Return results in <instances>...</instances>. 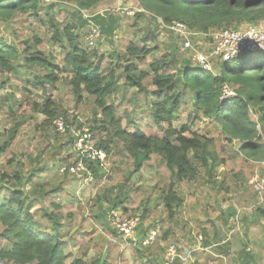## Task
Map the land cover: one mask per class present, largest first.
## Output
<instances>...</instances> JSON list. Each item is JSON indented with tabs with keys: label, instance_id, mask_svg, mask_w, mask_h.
Segmentation results:
<instances>
[{
	"label": "trees",
	"instance_id": "1",
	"mask_svg": "<svg viewBox=\"0 0 264 264\" xmlns=\"http://www.w3.org/2000/svg\"><path fill=\"white\" fill-rule=\"evenodd\" d=\"M103 1L0 0V19L12 20L19 13H31L40 25L39 32L32 36L34 42L27 39L23 47L0 36V65L11 70L17 77L23 78L25 89L29 92L32 87L35 91L42 90L46 93L47 85H55L65 77L72 89L76 105L83 101L84 93L94 97L96 107L102 115L101 119L96 120L97 125H92V130L98 135L97 146L104 149L108 156L123 150L133 160V169L125 181L119 184V192L115 196L103 192L102 197H97L92 206H89V215H85V210L79 207L65 215L61 210L63 205L58 200L52 202V210L44 207L40 212L32 211L35 202L42 199L37 189L44 195H72L87 179L86 173L78 175L61 170L59 177L62 178L52 184L35 183L33 179L38 176V171L29 176H24L19 171L14 175L2 173L0 260L6 264H100L103 255H99V252L93 258L88 257L90 249L93 248L90 244L92 238L101 227L109 229L114 236L119 234L107 219L111 208L107 207L105 214H99L97 202L105 198L111 207L120 206L125 213L129 212L128 200L132 190L127 185L130 176L143 173L153 157L159 159L166 172L159 174L150 192L144 193L148 198L141 200L140 235L157 228L155 223H149L147 228L142 230L143 222L150 216L149 211L153 212L157 205H162L166 218L161 217L157 223L163 229L168 221H176V226H181L177 234L180 237V245L173 242L172 239L177 236L175 231L169 228L163 231L164 241L172 240L169 244L178 245L183 252L192 251L194 247L189 248L190 244L187 245L190 243V236L184 232L189 222H195V229H198L197 232H200L202 238V251L199 255L193 250L187 260L177 258L168 264H197L198 261L206 263L208 259L202 260L203 254L204 257L211 256L215 260L220 258L219 255L229 256L230 242H227V237L221 236L214 218L203 219L200 214L187 217V213H183L193 202L198 205L202 203L203 198L211 191H220L221 188L229 190L226 179L219 178L223 173L219 170L220 167L232 164V160H239V157L244 160H264V51L245 50L232 60L218 59L219 70L214 72L193 62L187 57V51L181 53V38L176 35L173 41L167 44L168 52L147 64L148 56L159 50V46L153 44L157 34L149 31L144 32L138 40H130L124 51L111 52V58L117 61L112 60L104 65L106 55L86 42L89 22L82 15V10L93 11L97 6H101ZM139 2L144 8L143 11L161 17L165 23L176 20L186 24L190 30L197 33L192 36L193 39L197 36L207 37L209 32L225 28H240L264 22V0ZM59 3L75 9L76 14L73 12L71 22H60L56 17L54 6ZM143 11L136 17L142 16ZM110 16L114 15L96 17V21L102 24L103 33L114 32V25L111 24L113 18ZM45 39L60 45L63 51L60 61L54 53L46 54L38 48ZM121 76L124 77L122 84ZM146 79H150L153 88L149 87ZM226 84L231 86L236 94L224 99L222 94ZM123 86L126 89L135 88L145 97V102L144 105L139 103L137 110H126L124 116H121L117 106L110 103L109 99ZM13 103L19 106L22 104L17 100ZM145 107L154 124L162 128V135L146 133L137 125L131 126L137 111L144 110ZM33 108L46 116L41 125L51 124L55 120L58 134L68 131L60 132L56 120L62 115L68 129L71 124L70 110L60 107L51 94H48L43 102H33ZM9 109L13 112V106ZM185 112L189 113L188 121L176 127L174 121ZM124 118L127 120L125 125ZM204 121H207L204 123V131L192 128ZM211 122L215 123L219 137L207 127ZM19 124L4 133L6 139L0 143L1 153L6 152L16 139ZM63 147L64 145L60 146V151ZM228 150L231 151L230 154ZM57 160L62 162L67 160V157L60 156ZM84 161L92 176L98 177L103 166L87 158ZM227 174L235 177L233 171ZM27 184L30 185L34 198H30L26 191ZM46 186L51 188L46 189ZM80 211H84V215L77 221ZM187 212L190 213L188 210ZM254 213V222L264 220V208H257ZM92 233L94 234L91 236ZM103 239L108 243L110 252L111 241L107 237ZM225 243L227 245L223 246ZM69 244L78 247L75 255L66 252ZM132 246L135 247L137 263L145 264L146 259V262L157 264L156 255L159 254L155 243L146 246L135 243ZM160 256L164 257L162 254ZM71 257L73 259L68 263ZM229 262L257 264L254 263L252 253L245 250L240 252L237 261L230 258ZM123 263L130 264L126 258H123Z\"/></svg>",
	"mask_w": 264,
	"mask_h": 264
},
{
	"label": "rangeland",
	"instance_id": "2",
	"mask_svg": "<svg viewBox=\"0 0 264 264\" xmlns=\"http://www.w3.org/2000/svg\"><path fill=\"white\" fill-rule=\"evenodd\" d=\"M137 3H139L138 0ZM60 4L61 3L55 4L54 6L56 17L60 22H71L72 14L75 12V9L70 5L64 4L62 6ZM141 8L144 10L142 6ZM142 11H136L134 16H129L125 12L115 13L112 14L114 16H110L113 18V23L111 24L114 25V32L112 34L109 32L103 33V37L95 46L100 53L103 52L106 55L104 65L112 60L113 62L117 61L111 58V52L124 51L130 40H138L144 32H155L158 37L153 44L159 46V50L148 56L149 61L147 64L168 52L167 44L173 41V38H175L174 36H176L175 33L165 27V24H168L167 22L165 23L161 17H156L149 11H143L144 13L142 16H139V18L136 17L138 13ZM107 24L109 23L107 22ZM100 26L102 29V24H100ZM39 28L40 25L36 17L31 13H19L12 20L0 19V36L19 47H23L27 39H29L30 42H34L32 36L39 32ZM87 30H89V27ZM192 40L194 49L187 51V57H190L193 62H195L194 54L196 51H202L208 55L211 54L212 41H210L208 37L197 36L196 39L192 38ZM181 44L182 41L179 46H181ZM38 48L46 54L54 53L59 61L62 59L63 51L57 43L52 44L45 39L38 45ZM211 60L213 63V71H218L220 64L217 62L219 60L214 57H211ZM123 79L124 77L121 76V84L124 81ZM146 83L150 88H153V86L150 85V79H146ZM47 86L46 93L42 90L35 91L32 87H30L31 91L29 92L25 89L26 83L23 78L17 77L11 70L0 65V143L5 141L6 135H4V133H6L7 130L21 123L19 124L17 137L12 142L11 147L4 153L0 152V175L4 172L14 175V173L19 171L22 175L29 176L32 172L38 171V176H35L33 179L35 183H57L62 178L59 177L61 175V168L63 166H68L72 161L75 162L79 159L80 154H83V151L79 150L75 144L78 136L88 133L89 137L86 141V149L97 146L98 135L92 130V125H97L96 120L101 119L102 115L96 107L94 97L84 93L83 101L76 105L72 89L65 77H62L55 85ZM48 94H51L55 98L60 107L70 110L71 115L69 114V120L71 124H69L68 131L64 134L57 133L55 120L51 124L43 123V125H41L42 122L46 120V116L36 112L33 108V102H43ZM14 100H17L19 103L22 102V104L20 106L19 104L14 105ZM109 102L117 106L119 115L124 116L126 110L132 112L133 110H137V105L139 103L144 105L145 97L138 93L135 88L126 89L123 86L119 88L118 93L110 97ZM12 106L13 112L9 109ZM188 116V112L181 114L179 119L174 121V125L180 127L181 123L188 121ZM253 118L256 117L253 116ZM206 122L207 121L195 124L192 128L202 132V130H205L206 126L204 123ZM126 123L127 120L124 118L123 124L125 125ZM134 125H137L146 133H158L162 135V128L154 124L146 107L144 110L137 111V114L134 116V123H131V126ZM165 126L166 125H164V127ZM207 127L219 137L215 123L211 122ZM262 129L263 128H261V130ZM68 142L69 144H67ZM61 145H64V147L60 151ZM217 147L219 148L218 144ZM230 153L231 151L228 150V154ZM60 156H66L67 160L59 162L57 158ZM132 162V158L123 150L119 151L117 154H111L108 156L106 165L101 169L100 175L95 178L84 180L72 195H59L57 193L44 195L37 189V193L42 199L35 202L36 204L32 207V211L40 212L44 207L52 210V202L58 200L63 205L61 210L65 215L68 214L70 210L78 209V207L81 208V210H85V215H89V206H92L97 197L101 198L103 192H106L107 195L111 194L112 196H115L119 192V184L125 181L130 171L133 169ZM219 170L223 172L219 175V178L226 179L229 190L221 188L220 191H211L210 194L208 193L206 197L203 198L202 203L198 205L193 202L189 209L184 210L183 214L187 213V217L193 214H200V218L203 219L208 217L214 218L219 233H221L222 237H227V242H230V254L229 256L219 255L220 258L217 260L213 259L211 256L204 257L205 254H203L201 256V258H203L202 260L208 259V261H206V263L204 261H198L197 264H216L217 262L229 261L230 258L237 261L240 252L243 250L252 253L254 263L264 264V220L261 219L258 222L253 221L255 220L254 212L256 209L264 208V198H260L254 193L248 184L249 177L253 172H264V160H244L240 157L238 160L234 158L232 164H226L220 167ZM230 171L234 172V178L227 174ZM165 172L166 169L159 162V159L153 157L143 173H135L130 176L127 185V187H131L132 190L130 199L128 200L129 212L127 213L129 215L139 214L141 216L142 210L139 205L141 204V200L148 198L144 193L146 191L150 192V188H152V184L157 182L156 180L159 174ZM84 174L83 172L82 175ZM49 188L51 187L46 186V189ZM26 191L30 198L35 197L29 184H27ZM97 205L96 208L99 214H105V212H107V207L108 209L112 208L105 198L100 199ZM118 209L124 211L120 206ZM187 210L190 212L189 214ZM163 212L164 208L162 205H157L153 212L149 211L150 216L147 217L148 219L146 218L147 220L145 219L142 228V230H145L149 223H155L157 227L154 228L158 230V236L154 242L159 254L156 255L157 264H165L166 250L172 240L180 245L178 240L180 237L177 236V234L181 226H176V223H174L176 221H168L164 224V229L169 228L175 231L177 236L176 239L168 241L162 239L164 229L157 223V220L161 217L166 218V214ZM83 215L84 211H80V215L77 216V221H80ZM177 220H179V218H177ZM74 224L76 225V222ZM187 225L188 226L184 230V232L188 233L190 236V243L187 245L189 246L190 244L189 248L194 247V252H198L197 255H199L202 251V238L200 237V232H197L198 229H195V222H189ZM207 225L210 226V223L207 222ZM139 232L140 228L137 232L138 237ZM93 234L94 233H92L91 236ZM103 237H107L111 241L110 245L112 246V250L110 252L108 250L105 263L124 264L123 258H126L130 264H139L135 259V247L127 244L120 235L114 236L109 229L104 227L100 228L90 242L93 248L89 251V258H93L98 252L99 255H103L105 249H108V243L104 241ZM222 243H224V241ZM225 245L227 244L225 243L223 246ZM77 251L78 247L72 244H69L66 248L68 254L74 255ZM161 254L164 255V257L161 258ZM72 259L73 257L69 258L67 262L70 263ZM144 262L145 264H152L149 261L146 262V259Z\"/></svg>",
	"mask_w": 264,
	"mask_h": 264
},
{
	"label": "built area",
	"instance_id": "3",
	"mask_svg": "<svg viewBox=\"0 0 264 264\" xmlns=\"http://www.w3.org/2000/svg\"><path fill=\"white\" fill-rule=\"evenodd\" d=\"M142 10L140 2L137 3V0H104L102 5L93 9V11L82 10L83 18L89 22V30L86 35L87 44L92 47L96 46L97 42L103 37L101 26L99 22L96 21L97 16H108L110 14L123 12L129 16H134L136 11ZM165 27L181 38L182 44L179 47L181 53L194 49L192 36L197 35V33L190 30L186 24L175 20L172 23L165 24ZM207 37L212 41L211 54L208 55L202 51H196L194 59L195 62L201 65L204 69L213 71L211 57L219 59L220 61H229L236 58L239 53L245 50L259 49L264 51V22L244 25L240 28H225L219 31L209 32ZM235 94L236 92L231 86L227 84L224 85L222 94L224 99L234 96ZM56 126L60 132L67 131V125L62 115L57 118ZM88 137V133L78 136L75 144L79 150L83 151V154H80L76 163L69 167L63 166L61 168L62 171L68 170L69 172L78 175H81L84 172L88 174L87 179H91L93 176L85 165V158L95 161L103 167L106 165L108 154L104 149L98 146L86 149V141ZM248 184L254 193L260 198H264V172H253L249 177ZM107 219L127 244L132 245L135 243H142L145 246L150 245L155 242L158 236V230L155 229L145 232V234L142 235L139 233V237L137 236L141 224V216L139 214H125L121 209L112 207L108 211ZM192 251L186 253L181 251L178 245L169 244L165 254V264L171 263L177 258L187 260ZM0 264L6 263L0 260ZM216 264L239 263L224 261Z\"/></svg>",
	"mask_w": 264,
	"mask_h": 264
},
{
	"label": "water",
	"instance_id": "4",
	"mask_svg": "<svg viewBox=\"0 0 264 264\" xmlns=\"http://www.w3.org/2000/svg\"><path fill=\"white\" fill-rule=\"evenodd\" d=\"M107 255H108V249L106 248L105 251H104V254L102 256V260H101L100 264H105V261L107 259Z\"/></svg>",
	"mask_w": 264,
	"mask_h": 264
},
{
	"label": "crops",
	"instance_id": "5",
	"mask_svg": "<svg viewBox=\"0 0 264 264\" xmlns=\"http://www.w3.org/2000/svg\"><path fill=\"white\" fill-rule=\"evenodd\" d=\"M149 61V60H148ZM145 234V233H144ZM75 255V254H74Z\"/></svg>",
	"mask_w": 264,
	"mask_h": 264
}]
</instances>
